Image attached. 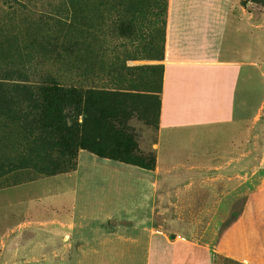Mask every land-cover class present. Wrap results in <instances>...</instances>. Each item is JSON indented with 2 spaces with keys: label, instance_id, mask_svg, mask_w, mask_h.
Here are the masks:
<instances>
[{
  "label": "crops",
  "instance_id": "crops-1",
  "mask_svg": "<svg viewBox=\"0 0 264 264\" xmlns=\"http://www.w3.org/2000/svg\"><path fill=\"white\" fill-rule=\"evenodd\" d=\"M262 49L264 13L253 0H168L154 169L79 150L74 171L43 180L65 185L8 189L29 195L8 204L3 264H264V189L245 192L244 213L214 247L182 220H157L171 209L169 179L195 197L208 167L214 179L223 164L227 177L252 179ZM189 180L197 186L185 188Z\"/></svg>",
  "mask_w": 264,
  "mask_h": 264
},
{
  "label": "rangeland",
  "instance_id": "rangeland-1",
  "mask_svg": "<svg viewBox=\"0 0 264 264\" xmlns=\"http://www.w3.org/2000/svg\"><path fill=\"white\" fill-rule=\"evenodd\" d=\"M167 1L92 0L85 12L92 20L90 24L95 42L88 40L69 54L56 51L49 55L41 41L44 32L36 26L35 19L42 14L62 12L65 0H0V83H8L18 76H21V80L29 81H39L48 75L60 76L71 82L77 80L78 76L104 83L117 79L122 85L139 88L157 97L163 75ZM253 1L255 14L264 13V0ZM70 63L77 69L71 70L67 65ZM152 104L156 110L158 102L155 98ZM129 126L132 143L114 142L113 149L106 152L107 157L123 164L136 162L127 165L149 170L142 166L152 165L155 158L157 134L154 125L145 126L133 120ZM254 128L252 179L246 182L240 176L237 179L227 177L224 172L229 164H223V178L214 179V169L208 167L207 179L200 185L205 193L196 197L183 194V180L169 179L164 188L171 192L169 203L172 204L168 205L171 209L159 213L157 220H182L190 226L192 234L205 236L204 245L207 248L217 245L219 237L244 213L245 192L249 189L256 197L264 189V109L255 115ZM210 142L215 143L213 140ZM159 144L160 154L166 159L168 153L164 138ZM180 153L188 155L190 151L183 149ZM40 160L30 159L26 162L28 167L21 168L20 150L12 148L9 136L0 130V240L6 235L8 204L13 199L18 204L29 195L27 190L9 193L8 189L25 186L27 189L48 191L65 185L62 180L43 181L51 177L43 176L30 167ZM72 164H75V160ZM38 167H42V164H38ZM39 180L41 182L33 185ZM163 180L166 182V179ZM193 186H197L196 182L189 180L184 187ZM197 203L201 206H197ZM258 213L261 215L262 212ZM3 245L0 242V257ZM3 263L4 259H0V264Z\"/></svg>",
  "mask_w": 264,
  "mask_h": 264
},
{
  "label": "trees",
  "instance_id": "trees-1",
  "mask_svg": "<svg viewBox=\"0 0 264 264\" xmlns=\"http://www.w3.org/2000/svg\"><path fill=\"white\" fill-rule=\"evenodd\" d=\"M91 1L65 0L62 12L35 19L36 26L44 32L41 41L47 54H69L88 40L95 42L92 20L85 12ZM67 65L77 69L71 63ZM19 77L0 83V130L9 136L12 148L20 150L21 168L28 167V160L39 158L30 167L52 177L74 171L79 150L108 159L106 152L113 149L114 142L132 143L129 124L133 120L154 125L157 132L161 88L153 97L117 79L104 83L82 76L74 82L54 75L39 81ZM153 98L158 102L156 110ZM142 167L154 168L155 158L152 165Z\"/></svg>",
  "mask_w": 264,
  "mask_h": 264
}]
</instances>
